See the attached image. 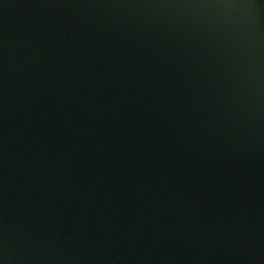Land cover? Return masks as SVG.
Instances as JSON below:
<instances>
[{
  "label": "water",
  "instance_id": "1",
  "mask_svg": "<svg viewBox=\"0 0 264 264\" xmlns=\"http://www.w3.org/2000/svg\"><path fill=\"white\" fill-rule=\"evenodd\" d=\"M0 264H264V0H0Z\"/></svg>",
  "mask_w": 264,
  "mask_h": 264
}]
</instances>
